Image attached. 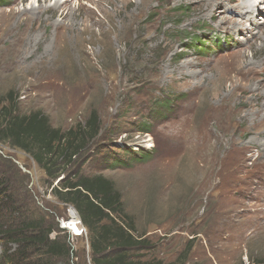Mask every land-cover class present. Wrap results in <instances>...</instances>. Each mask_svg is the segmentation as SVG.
<instances>
[{
	"label": "rangeland",
	"instance_id": "rangeland-1",
	"mask_svg": "<svg viewBox=\"0 0 264 264\" xmlns=\"http://www.w3.org/2000/svg\"><path fill=\"white\" fill-rule=\"evenodd\" d=\"M198 1L0 0V106L13 91L17 114L41 112L63 131L99 113L101 131L77 166L113 183L133 232L146 239L139 254L258 264L264 32H257L264 15L256 29L228 33L244 29L229 11H248L245 0H211L214 17ZM254 86L260 97L251 94ZM164 98L168 110L150 118ZM145 121L151 133L138 131ZM123 147L152 155L116 165L115 154L127 158ZM0 171L12 197L0 207V224L11 219L10 208H21L25 219L48 214L47 226L58 224L51 237L71 248L39 263L33 250L20 264H93L81 215L52 194L58 179L52 184L32 155L2 142ZM17 248L0 239V264Z\"/></svg>",
	"mask_w": 264,
	"mask_h": 264
},
{
	"label": "trees",
	"instance_id": "trees-1",
	"mask_svg": "<svg viewBox=\"0 0 264 264\" xmlns=\"http://www.w3.org/2000/svg\"><path fill=\"white\" fill-rule=\"evenodd\" d=\"M1 102L3 105L0 106V142L32 155L40 168L49 176L52 184L58 179V185L52 187V194L59 201L72 204L81 215L90 234L93 264L188 263L187 254L170 262L139 254L148 247L146 239L133 232L135 228L124 215L120 194L115 190L113 183L103 176L81 173V167L77 165L91 141L95 140L101 131V120L97 111H93L84 124L78 123L63 131L52 127L48 116L41 112H33L29 115L17 114L16 94L13 91ZM170 105L166 98L162 99L153 109L155 111L150 118L164 115V111H167ZM138 131L151 133L150 123L145 121ZM122 149V153L127 158L115 154L112 162L116 165L144 161L152 155L146 150H142L141 155L136 154L137 152L131 148ZM10 159L7 161L10 162ZM2 175L4 174L0 171V177ZM6 182H8L7 177L5 180L0 178V207L3 210L6 201L9 203L12 201L6 189L8 186H4ZM17 209L21 210V208L8 210H11L14 216L19 211ZM0 214L4 215L2 210ZM12 214L9 215L11 219H17L18 222L15 223L9 217L3 216L4 222L0 224V239L2 242L15 243L18 248L14 252L10 249L2 255L5 264H20L27 261L32 256L33 250L36 251L37 263L42 261L44 255L66 257L71 254V248L61 244L59 237H51V233L58 229V224L54 222L55 225L47 226V220L51 219L48 214L30 219H25L20 213H17L18 217H13ZM263 263L258 262V264Z\"/></svg>",
	"mask_w": 264,
	"mask_h": 264
},
{
	"label": "bare ground",
	"instance_id": "bare-ground-1",
	"mask_svg": "<svg viewBox=\"0 0 264 264\" xmlns=\"http://www.w3.org/2000/svg\"><path fill=\"white\" fill-rule=\"evenodd\" d=\"M217 1V0H216ZM220 1V0H219ZM223 1V0H222ZM198 2L202 3L203 4V9L204 10H208L210 9V4H212L211 0H199ZM233 3V2H232ZM246 5L249 6L250 9H248V11H246L245 9H233L231 11H229V13H231L233 15L234 18L237 19V24L239 23V25L241 27H243L244 29H231L230 32L228 33H231V32H247L249 31L250 29H256L257 27V23H258V14H262L264 15V0H245L244 2ZM130 4V3H129ZM128 4V5H129ZM244 4V5H245ZM201 5V4H200ZM262 5V6H261ZM232 7V6H231ZM243 8V7H242ZM257 9V10H256ZM224 11V10H223ZM218 12V9L217 8H212L209 10V14L211 15V17H214ZM259 12V13H258ZM233 18V19H234ZM237 27V26H236ZM264 32V29L261 28V31H258L257 33L259 34L260 32ZM227 33V34H228ZM255 37V36H254ZM247 72L249 74H251L253 71L251 68H249L247 71H246V74ZM252 78V77H251ZM249 81L250 78H248ZM253 80V79H252ZM248 86H252L250 84H248ZM255 88V86L253 87ZM251 87V94L253 96H258L260 97L262 95L261 92H259L260 90V87H257L255 89H253ZM264 91V90H263Z\"/></svg>",
	"mask_w": 264,
	"mask_h": 264
}]
</instances>
